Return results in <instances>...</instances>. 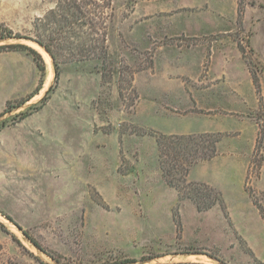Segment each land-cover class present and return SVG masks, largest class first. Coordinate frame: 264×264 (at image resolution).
Masks as SVG:
<instances>
[{
	"label": "rangeland",
	"instance_id": "obj_1",
	"mask_svg": "<svg viewBox=\"0 0 264 264\" xmlns=\"http://www.w3.org/2000/svg\"><path fill=\"white\" fill-rule=\"evenodd\" d=\"M55 1L0 0V45L34 47L37 18ZM104 4V55L60 52L58 81L44 58L43 89L3 116L8 100L36 92L41 72L27 50L0 51V264H264V220L246 191L264 206V0ZM208 67L230 72L243 97ZM179 70L193 78L170 82ZM190 108L228 110L221 154L187 177L221 192L224 204L205 210L177 170L178 189L166 182L156 138L210 128L169 116Z\"/></svg>",
	"mask_w": 264,
	"mask_h": 264
},
{
	"label": "trees",
	"instance_id": "obj_2",
	"mask_svg": "<svg viewBox=\"0 0 264 264\" xmlns=\"http://www.w3.org/2000/svg\"><path fill=\"white\" fill-rule=\"evenodd\" d=\"M105 1L106 0H56L54 7L49 8L43 16L37 18L36 27H38L39 33L36 38H34V41L43 46L51 55L55 70V81L59 80L61 74L60 63L58 60L60 52L68 50L72 53L73 51L74 57L77 56L74 52H77L80 55V59H86L100 57L101 54L106 51L107 36L105 32V12L103 9ZM243 17V3L240 1L238 21L240 20L242 22ZM8 36L11 37V35H2V38ZM238 45L240 50L244 52L240 43ZM9 49L27 50L30 54H32L34 61L41 72V77L37 85L36 92L32 93L27 98L20 100L15 106H12V108H9L10 101L8 100L2 116L11 111L13 108L27 102L43 88V76L46 71L45 59L34 47L25 43L0 45V51ZM246 63L249 67V63L247 61ZM250 72L252 74L254 85L257 91L260 92L261 85L259 76L251 70ZM27 115L28 113H23L20 115V118H25ZM157 135L158 137L156 136V138L160 149V160L166 182L170 186L178 189L176 183L169 177L171 171L177 170L178 174L181 173L183 175V181L187 182L189 185H195L192 188V190H194V197H190L196 201L200 210L212 208L216 204L223 205L222 194L215 187L203 181H188L187 178L192 165L218 155V145L222 140L223 133L207 132L201 134H166L158 132ZM169 145L173 148L176 147L171 155L169 153H165V148ZM165 155L170 156L172 163L169 161L168 164L172 167L171 169H165ZM246 191L252 197L254 204L258 207L260 215L264 220V206L256 200L253 191L249 189L247 185ZM201 193H203L206 199H200ZM5 216L14 222L12 217L9 215L5 214ZM15 224L22 228L18 223L15 222ZM24 233L34 244L39 246L26 231H24ZM129 261L135 260L130 259ZM221 263L227 264L225 262Z\"/></svg>",
	"mask_w": 264,
	"mask_h": 264
},
{
	"label": "crops",
	"instance_id": "obj_3",
	"mask_svg": "<svg viewBox=\"0 0 264 264\" xmlns=\"http://www.w3.org/2000/svg\"><path fill=\"white\" fill-rule=\"evenodd\" d=\"M182 46V45H180ZM198 46L197 44H186V47L187 48H190V47H196ZM212 51L210 52V55H211ZM247 65V66H246ZM244 65L245 67V71L247 72V74H249V76H251L252 78V74L250 72V69L248 67V64ZM208 74L216 79L218 78L219 76H226L227 80L229 83H236L232 80L231 78V74L230 72H228L227 70H224L222 73L220 74H217V75H214L212 74V70H210V68L208 67ZM168 79L170 82H177L179 78L183 77V76H187L189 78H193L191 77V73H188V72H185L184 70H179V71H176L174 73H171V74H168ZM2 65H0V79L2 80ZM253 80V78H252ZM35 83H32V86L34 85ZM254 84V82H253ZM44 87V86H43ZM43 89V88H42ZM41 89V90H42ZM233 92L236 94L237 98H240L239 95H241L243 97V92H242V89H241V86L239 83H236V85L233 84ZM191 109V108H190ZM187 111V110H186ZM228 113V110L227 109H224V108H219V110H207V112H203V111H200V112H197V111H194V110H189L188 112H185V113H175V114H170L169 116L170 117H178V118H181L182 120H187V121H191V120H201L204 122L205 125L207 126H210V128H204L203 130H199V131H192V130H188L187 132H183V133H176V132H173L172 131H169L170 133L172 134H201V133H207V132H214V133H217V132H222L224 134V132L226 131V129H224L222 126H218V125H221V122L223 121V118L225 116H228L227 115ZM168 115V114H167ZM213 125H215L214 127H212ZM222 142V140L219 142V145L220 143ZM11 143V144H10ZM5 145H17L18 142L16 139H11L9 141H6L4 143ZM219 145H218V149H219V153L218 155H216L215 157L211 158V159H208V160H205L206 161H210V160H213L215 158H217L220 154H221V151H220V148H219ZM204 162V161H202ZM201 163V162H200ZM196 164H199L198 163H195L194 165ZM192 165L191 168H190V172H191V169L192 167L194 166ZM190 172H189V175H190ZM188 175V177L190 178V176ZM192 180V179H191Z\"/></svg>",
	"mask_w": 264,
	"mask_h": 264
},
{
	"label": "bare ground",
	"instance_id": "obj_4",
	"mask_svg": "<svg viewBox=\"0 0 264 264\" xmlns=\"http://www.w3.org/2000/svg\"><path fill=\"white\" fill-rule=\"evenodd\" d=\"M33 44V46L36 48V49H38V51L41 53V54H43L44 55V58L46 59V61L49 63V65L51 66L52 65V61H51V56H50V54L42 47V46H40L38 43H36V42H32ZM31 45V44H30ZM47 63V64H48ZM50 72V71H49ZM51 73H52V71H51ZM49 74V73H48ZM51 80V79H50ZM192 255V257H195L196 255L194 254H191ZM189 256V255H188ZM211 258V257H210ZM198 260V259H197ZM199 261V260H198ZM211 263L212 264H215L212 260H211Z\"/></svg>",
	"mask_w": 264,
	"mask_h": 264
}]
</instances>
